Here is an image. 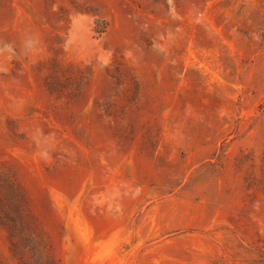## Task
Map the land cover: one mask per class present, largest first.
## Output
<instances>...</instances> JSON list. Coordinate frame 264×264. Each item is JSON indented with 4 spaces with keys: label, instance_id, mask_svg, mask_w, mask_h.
<instances>
[{
    "label": "rangeland",
    "instance_id": "374dc122",
    "mask_svg": "<svg viewBox=\"0 0 264 264\" xmlns=\"http://www.w3.org/2000/svg\"><path fill=\"white\" fill-rule=\"evenodd\" d=\"M0 264H264V0H0Z\"/></svg>",
    "mask_w": 264,
    "mask_h": 264
}]
</instances>
